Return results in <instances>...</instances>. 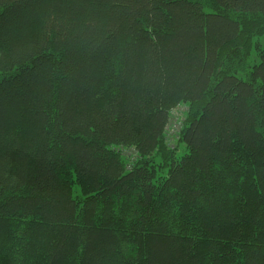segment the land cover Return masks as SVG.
<instances>
[{
    "label": "trees",
    "instance_id": "trees-1",
    "mask_svg": "<svg viewBox=\"0 0 264 264\" xmlns=\"http://www.w3.org/2000/svg\"><path fill=\"white\" fill-rule=\"evenodd\" d=\"M262 37L264 0H0V264H264Z\"/></svg>",
    "mask_w": 264,
    "mask_h": 264
},
{
    "label": "rangeland",
    "instance_id": "rangeland-1",
    "mask_svg": "<svg viewBox=\"0 0 264 264\" xmlns=\"http://www.w3.org/2000/svg\"><path fill=\"white\" fill-rule=\"evenodd\" d=\"M262 39V43L264 45V37L261 38ZM182 110H178L176 113H175V117H173V121H172V125L170 126V128L168 129L169 130V135L171 138H173L176 133H177V130H178V127L180 126V122H181V115L179 112H181Z\"/></svg>",
    "mask_w": 264,
    "mask_h": 264
}]
</instances>
